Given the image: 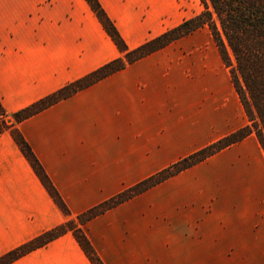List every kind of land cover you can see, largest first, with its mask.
Segmentation results:
<instances>
[{"label":"crops","instance_id":"crops-1","mask_svg":"<svg viewBox=\"0 0 264 264\" xmlns=\"http://www.w3.org/2000/svg\"><path fill=\"white\" fill-rule=\"evenodd\" d=\"M98 1L129 48L179 24L175 0ZM186 37L15 123L69 215L0 133V255L247 123L217 46L197 55ZM119 56L86 0H0L3 118ZM258 144L250 134L82 224L103 264H264ZM8 264L93 263L68 231Z\"/></svg>","mask_w":264,"mask_h":264},{"label":"trees","instance_id":"trees-1","mask_svg":"<svg viewBox=\"0 0 264 264\" xmlns=\"http://www.w3.org/2000/svg\"><path fill=\"white\" fill-rule=\"evenodd\" d=\"M86 1L117 48L122 52V56L104 63L86 75L19 109L12 114L13 121L10 123H7L3 118L5 113L0 103V115L2 116L0 133L9 130L42 184L63 213L69 215V209L31 147L15 127V123L38 113L76 91L120 70L126 64L134 62L203 26L209 28L221 59L229 70L230 79L243 106L247 123L157 173L125 188L109 199L77 214L76 220L70 218L64 223L48 229L7 251L0 255V264L13 262L68 231L73 233L93 264H103L85 235L82 224L178 172L205 160L252 133L255 134L264 152V0H201L204 9L200 13L184 19L176 26L134 48L127 46L114 22L98 0Z\"/></svg>","mask_w":264,"mask_h":264},{"label":"rangeland","instance_id":"rangeland-1","mask_svg":"<svg viewBox=\"0 0 264 264\" xmlns=\"http://www.w3.org/2000/svg\"><path fill=\"white\" fill-rule=\"evenodd\" d=\"M171 0H165L166 4H170ZM175 3H178L179 10L168 16L167 18L173 22L179 21L182 22L184 19L192 17L198 13H200L204 9V5L201 0H175ZM190 41H196L199 44L197 48L194 50L196 51L197 55H206L211 58H215L218 55L216 44L213 40L211 32L207 26H203L194 32L190 33L189 36L185 38ZM255 137V134L252 133ZM259 153L261 158V167L264 168V152L261 147H259ZM261 212L259 216L264 218V184L262 185V196H261ZM73 219L76 220V217ZM82 226V225H81ZM263 226V225H262Z\"/></svg>","mask_w":264,"mask_h":264}]
</instances>
